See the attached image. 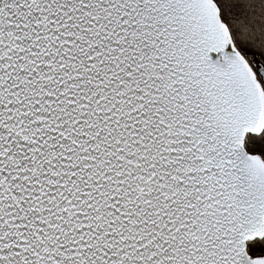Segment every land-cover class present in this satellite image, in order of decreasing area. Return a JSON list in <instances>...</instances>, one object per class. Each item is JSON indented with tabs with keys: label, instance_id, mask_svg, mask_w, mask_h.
<instances>
[{
	"label": "snow or ice",
	"instance_id": "snow-or-ice-1",
	"mask_svg": "<svg viewBox=\"0 0 264 264\" xmlns=\"http://www.w3.org/2000/svg\"><path fill=\"white\" fill-rule=\"evenodd\" d=\"M0 264H264V0H0Z\"/></svg>",
	"mask_w": 264,
	"mask_h": 264
}]
</instances>
